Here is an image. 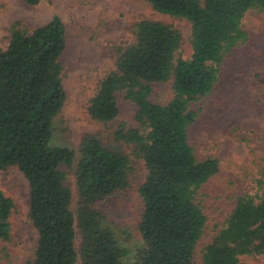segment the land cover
Returning <instances> with one entry per match:
<instances>
[{
	"label": "trees",
	"instance_id": "obj_1",
	"mask_svg": "<svg viewBox=\"0 0 264 264\" xmlns=\"http://www.w3.org/2000/svg\"><path fill=\"white\" fill-rule=\"evenodd\" d=\"M144 1L190 23V57L177 56L184 38L172 25L140 20L133 26V42L117 49L115 68L98 81L87 106L90 118L105 124L119 113V95L135 106V126L120 123L113 139L145 167L138 187L143 206L136 225L137 264H196V259L242 264L240 256L264 253V192L237 196L221 227L198 251L207 221L199 191L218 171V162L196 156L189 130L198 113L191 105L212 92L220 64L248 40L243 16L264 11V0ZM65 48L57 14L35 28L12 23L0 49V169L16 167L28 182V218L37 232L31 264H125L128 249L96 204L131 185L129 155L92 134L83 137L78 153L54 141L66 97L60 63ZM168 80L171 99L153 101V84ZM68 171L77 187L75 213ZM13 208L0 189L2 243L11 239Z\"/></svg>",
	"mask_w": 264,
	"mask_h": 264
},
{
	"label": "rangeland",
	"instance_id": "obj_2",
	"mask_svg": "<svg viewBox=\"0 0 264 264\" xmlns=\"http://www.w3.org/2000/svg\"><path fill=\"white\" fill-rule=\"evenodd\" d=\"M0 4V49L8 43L13 22L35 28L54 14L61 18L66 48L60 63L66 97L56 121L54 141L68 144L78 153L83 137L92 134L107 147L129 155L131 185L101 200L96 207L104 223L128 249L124 263L137 264L136 252L141 240L136 225L143 206L138 187L144 181L145 167L142 160L130 154L128 146L113 139V131L120 123L135 126V106L119 95V113L113 122L105 124L90 118L88 101L98 81L115 68L117 49L133 42L136 22L162 21L181 32L184 44L177 56L182 58L191 55L190 23L159 13L144 0H39L36 4L0 0ZM242 24L248 40L234 47L220 64V77L212 92L191 105L198 113L189 130L196 156L212 157L218 162V171L199 191L207 221L198 251L221 227L237 196L264 192V11L246 12ZM171 97V80L153 84V101L165 103ZM67 182L75 213L78 193L73 171H68ZM0 189L14 202L9 217L11 239L0 242V264H31L37 232L28 218L27 179L16 167L0 169ZM79 242L77 232V246ZM240 261L264 264V253L242 255ZM196 264H201L199 259Z\"/></svg>",
	"mask_w": 264,
	"mask_h": 264
}]
</instances>
